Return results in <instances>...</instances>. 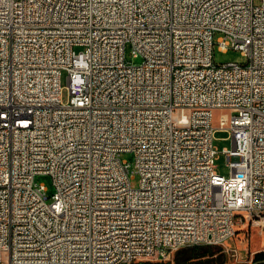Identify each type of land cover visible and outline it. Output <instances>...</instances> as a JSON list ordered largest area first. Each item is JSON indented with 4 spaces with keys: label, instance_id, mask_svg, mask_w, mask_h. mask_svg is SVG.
Here are the masks:
<instances>
[{
    "label": "built area",
    "instance_id": "2783aa9c",
    "mask_svg": "<svg viewBox=\"0 0 264 264\" xmlns=\"http://www.w3.org/2000/svg\"><path fill=\"white\" fill-rule=\"evenodd\" d=\"M248 226L264 231V0H0V264L169 262Z\"/></svg>",
    "mask_w": 264,
    "mask_h": 264
},
{
    "label": "rangeland",
    "instance_id": "374dc122",
    "mask_svg": "<svg viewBox=\"0 0 264 264\" xmlns=\"http://www.w3.org/2000/svg\"><path fill=\"white\" fill-rule=\"evenodd\" d=\"M213 62L215 64H222L227 62H235L238 64L244 63V57L238 51L227 50L225 52L213 50ZM124 61L131 64H139L140 58L133 57L130 53V48L127 45L124 49ZM60 85L62 86L61 97L62 100L67 98L66 90V73L62 72L60 75ZM220 112L213 113V126H217V119ZM228 135L223 132H216L214 134L213 146L217 151V157L214 161L215 172L222 176H229V168L226 165V160L222 149H230L231 142ZM120 159L131 161V156L127 153L120 154ZM131 176L130 182L133 187L138 185V177ZM36 183L43 184L46 188L47 194L52 193V185L50 178L45 175H38L34 178ZM264 231L260 232L258 228L251 226L238 227L235 230L234 236L225 242V246H203L195 249L183 248L174 252L172 260L169 262H158L141 260L138 262H151L161 264H253V255L255 252L264 250ZM264 264V263H262Z\"/></svg>",
    "mask_w": 264,
    "mask_h": 264
},
{
    "label": "trees",
    "instance_id": "16d2710c",
    "mask_svg": "<svg viewBox=\"0 0 264 264\" xmlns=\"http://www.w3.org/2000/svg\"><path fill=\"white\" fill-rule=\"evenodd\" d=\"M191 249H195V248H191ZM253 260H254V261L264 260V252H257V253H254V255H253ZM132 264H161V263L135 262V263H132Z\"/></svg>",
    "mask_w": 264,
    "mask_h": 264
},
{
    "label": "water",
    "instance_id": "95a60500",
    "mask_svg": "<svg viewBox=\"0 0 264 264\" xmlns=\"http://www.w3.org/2000/svg\"><path fill=\"white\" fill-rule=\"evenodd\" d=\"M262 263H264V260L256 261V262H254L253 264H262Z\"/></svg>",
    "mask_w": 264,
    "mask_h": 264
},
{
    "label": "crops",
    "instance_id": "0c3cea01",
    "mask_svg": "<svg viewBox=\"0 0 264 264\" xmlns=\"http://www.w3.org/2000/svg\"><path fill=\"white\" fill-rule=\"evenodd\" d=\"M262 244H264V242H262ZM259 252H264V250H262V251H259ZM255 253H257V252H255Z\"/></svg>",
    "mask_w": 264,
    "mask_h": 264
}]
</instances>
